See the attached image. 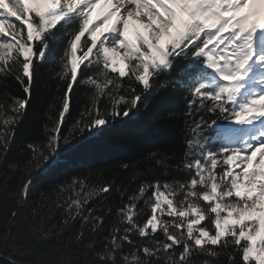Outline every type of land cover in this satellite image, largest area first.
<instances>
[{
  "label": "snow or ice",
  "instance_id": "6c2138e0",
  "mask_svg": "<svg viewBox=\"0 0 264 264\" xmlns=\"http://www.w3.org/2000/svg\"><path fill=\"white\" fill-rule=\"evenodd\" d=\"M54 42L62 44L52 57L61 94L49 105L44 138L27 143L0 180L14 201L0 215V259L264 264V0H0V86L14 80L23 93L5 91L0 103V161ZM176 87L182 152L147 157L167 179L138 173L130 192L115 180L73 177L51 204L29 203L36 173L70 140L101 133ZM77 90L86 100L73 117ZM113 194L115 206L105 203ZM57 211L63 219L51 224ZM52 237L63 242L59 256L28 259Z\"/></svg>",
  "mask_w": 264,
  "mask_h": 264
},
{
  "label": "trees",
  "instance_id": "16d2710c",
  "mask_svg": "<svg viewBox=\"0 0 264 264\" xmlns=\"http://www.w3.org/2000/svg\"><path fill=\"white\" fill-rule=\"evenodd\" d=\"M58 35L62 41L63 34ZM61 46V42H54L53 52L50 53L48 62L39 69L32 100L17 128L15 143L7 153L6 161H0V180L5 173L11 175L10 163L27 155V143L44 138L49 105L54 103L61 94L58 91L60 82L56 78L58 65L52 59L60 53ZM7 83L10 85L7 89L0 86V103L5 99V91L12 95L23 94L14 80H9ZM77 93L72 104L73 117L78 115L86 100V93L83 90H77ZM181 97L182 90L179 87L169 88L159 95L148 97L140 110L130 118L118 120L96 135L86 133L84 136L70 140L51 163L36 173L29 203L51 204L56 198L58 186L70 181L73 177L87 176L93 183L96 182L97 177L115 180L118 184L129 186L130 192L138 184L135 179L138 173H143L150 180L157 176L167 179L168 176L164 174L163 169L149 161L147 157L153 151H171L176 156L181 154L184 110ZM171 113L176 115L172 116ZM71 123L72 121L69 120L68 127ZM124 163H128L131 167L128 170L123 169L121 165ZM171 175L176 173L172 172ZM18 179V175L12 176L9 187L14 188ZM3 188L4 185L0 183V215H3L5 211L10 212L14 206L10 191L5 192ZM105 203L118 205L120 203L118 194L107 197ZM99 206L93 204V207ZM62 219L63 214L57 211L51 218V224H58ZM78 229L79 223L73 231ZM37 247L39 253L30 255L29 260H47L50 257L46 254L50 250L55 256H59L64 250L63 242L56 237L40 241ZM0 264H6V258L0 259Z\"/></svg>",
  "mask_w": 264,
  "mask_h": 264
}]
</instances>
